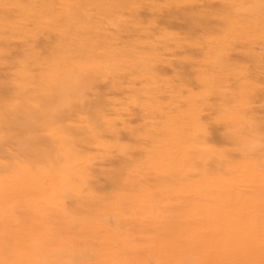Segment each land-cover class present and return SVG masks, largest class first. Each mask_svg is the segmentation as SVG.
I'll return each mask as SVG.
<instances>
[{
  "label": "rangeland",
  "instance_id": "1",
  "mask_svg": "<svg viewBox=\"0 0 264 264\" xmlns=\"http://www.w3.org/2000/svg\"><path fill=\"white\" fill-rule=\"evenodd\" d=\"M0 137V264H264V0H0Z\"/></svg>",
  "mask_w": 264,
  "mask_h": 264
},
{
  "label": "bare ground",
  "instance_id": "2",
  "mask_svg": "<svg viewBox=\"0 0 264 264\" xmlns=\"http://www.w3.org/2000/svg\"><path fill=\"white\" fill-rule=\"evenodd\" d=\"M19 139V138H18ZM0 141H2V143L4 142V141H6V139L4 138V137H0ZM1 146V145H0ZM150 169L151 170H153V172H156V173H160L162 170L161 169H159L158 167H153V165L152 164H150Z\"/></svg>",
  "mask_w": 264,
  "mask_h": 264
}]
</instances>
